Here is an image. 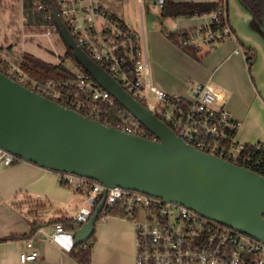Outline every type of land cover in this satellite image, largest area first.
I'll return each instance as SVG.
<instances>
[{
    "label": "built area",
    "instance_id": "built-area-1",
    "mask_svg": "<svg viewBox=\"0 0 264 264\" xmlns=\"http://www.w3.org/2000/svg\"><path fill=\"white\" fill-rule=\"evenodd\" d=\"M23 25L13 40L0 43V71L32 90L84 115L115 126L126 132L157 140L137 117L104 89L79 63L71 76L37 79L25 70L24 44L35 37L61 35L50 0H18ZM64 23L79 46L104 66L138 101L166 122L179 136L200 150L240 163L247 143L238 138L242 122L227 107L226 92L212 83H191L190 96L169 93L152 79L145 35L136 34L101 0H54ZM163 8L165 0H154ZM218 9L196 16H207L208 22L192 29L189 36L178 35L180 47L214 46L235 32L228 13L227 0ZM142 4V0H140ZM31 9V14L27 10ZM64 42V40H63ZM65 43V42H64ZM66 44V43H65ZM67 46V45H66ZM68 50V47L66 48ZM236 53L248 58L253 51L238 45ZM264 151L263 143L251 144ZM21 157L0 148V164L13 165ZM264 175V159L250 158ZM58 173L63 185L83 191L89 205L81 208L72 220H89L103 196L100 181L67 172ZM119 205V216L132 220L136 229L135 264H264V241L207 217L183 204L167 201L138 190L121 186L109 187L101 216ZM50 239L61 249L71 252L75 247V232L57 222ZM29 249L22 251V263L35 261L40 251L28 240Z\"/></svg>",
    "mask_w": 264,
    "mask_h": 264
},
{
    "label": "water",
    "instance_id": "water-1",
    "mask_svg": "<svg viewBox=\"0 0 264 264\" xmlns=\"http://www.w3.org/2000/svg\"><path fill=\"white\" fill-rule=\"evenodd\" d=\"M56 22L77 62L137 117L157 140L92 119L0 71V148L55 172L104 184L75 246L92 240L108 188L121 186L192 208L264 241V175L200 150L130 94L77 43L50 0Z\"/></svg>",
    "mask_w": 264,
    "mask_h": 264
},
{
    "label": "crops",
    "instance_id": "crops-1",
    "mask_svg": "<svg viewBox=\"0 0 264 264\" xmlns=\"http://www.w3.org/2000/svg\"><path fill=\"white\" fill-rule=\"evenodd\" d=\"M212 2L211 0H174ZM136 34L145 35L153 82L169 93L190 96L193 81L212 83L226 92L227 107L241 120L238 138L243 143H264V34L241 0H227L235 37L214 46L204 45L196 56L177 45L169 34L192 30L208 22L207 16L162 18L140 0H101ZM153 8L156 3L153 0ZM137 12V13H136ZM169 23V24H166ZM238 45L255 52L249 65ZM83 191L62 184L55 171L22 161L0 164V264H82L71 252L50 239L54 224L62 222L76 232L72 218L85 206ZM40 251L35 261L22 263L28 240ZM91 264H135L136 229L132 220L103 215L92 240Z\"/></svg>",
    "mask_w": 264,
    "mask_h": 264
},
{
    "label": "trees",
    "instance_id": "trees-1",
    "mask_svg": "<svg viewBox=\"0 0 264 264\" xmlns=\"http://www.w3.org/2000/svg\"><path fill=\"white\" fill-rule=\"evenodd\" d=\"M2 2L3 0H0V7L2 5ZM241 2L244 6H246V8H248L252 12L256 26L264 34V0H241ZM218 7L219 3L215 2H175L174 0H165L162 9V18H166L169 16L192 17L196 15L210 13L215 9H218ZM27 12L31 14V9L27 10ZM190 31L192 30L177 31L169 34V37L176 43L179 34L184 33L187 37L189 36ZM183 49L196 57L199 54V50H196L193 47H183ZM67 54L73 55L72 50L68 48ZM24 58L25 61L23 63V66L25 70L37 79L46 80L49 78H62L71 76V72L61 63L54 64L43 60L31 53H25ZM247 59L249 65L251 66V64L255 60V52L253 51V53L250 54ZM252 157L264 159V151L257 150V148L251 144H246L242 152V158L239 164L247 166L255 171L262 173L263 171L261 169H259L253 163L250 162V158ZM120 213L121 208L119 205L115 206L110 211L111 215H120ZM92 248V243L82 244L75 246L71 253L82 264H91Z\"/></svg>",
    "mask_w": 264,
    "mask_h": 264
},
{
    "label": "rangeland",
    "instance_id": "rangeland-1",
    "mask_svg": "<svg viewBox=\"0 0 264 264\" xmlns=\"http://www.w3.org/2000/svg\"><path fill=\"white\" fill-rule=\"evenodd\" d=\"M152 4L153 0H143L145 13H147L149 10L148 8H150V10L159 14L161 7L156 5V9H154ZM166 24L169 23L166 22ZM22 25L23 16L19 9V1L3 0L0 7V43H5V40H7V42L12 41L15 34L19 33L23 28ZM141 36L143 39V32H141ZM219 43L220 42H217L216 44ZM66 48V44L59 35H53L50 38L35 37L32 40H28L23 46V50L43 60L51 63H57L59 59H63L71 69H77L78 62L73 55L67 54ZM87 205H89L88 201L85 202V206Z\"/></svg>",
    "mask_w": 264,
    "mask_h": 264
}]
</instances>
